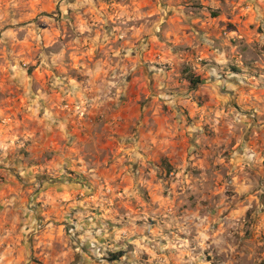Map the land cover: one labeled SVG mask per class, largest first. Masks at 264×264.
Segmentation results:
<instances>
[{
    "label": "rangeland",
    "instance_id": "rangeland-1",
    "mask_svg": "<svg viewBox=\"0 0 264 264\" xmlns=\"http://www.w3.org/2000/svg\"><path fill=\"white\" fill-rule=\"evenodd\" d=\"M0 264H264V0H0Z\"/></svg>",
    "mask_w": 264,
    "mask_h": 264
},
{
    "label": "trees",
    "instance_id": "trees-1",
    "mask_svg": "<svg viewBox=\"0 0 264 264\" xmlns=\"http://www.w3.org/2000/svg\"><path fill=\"white\" fill-rule=\"evenodd\" d=\"M189 80H190V83L191 85H193L194 87H198L199 85H201L203 83V81L200 79V78H197L195 77L194 74H191L189 76ZM167 166L169 167V165L167 164ZM171 170V169H170ZM124 254L123 253H119V254H115L112 256V259L111 261L113 262H117L120 260V258L123 256Z\"/></svg>",
    "mask_w": 264,
    "mask_h": 264
}]
</instances>
